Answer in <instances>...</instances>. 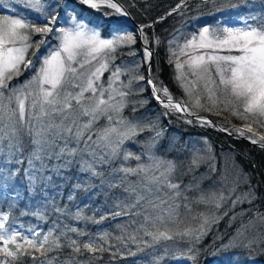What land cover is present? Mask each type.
<instances>
[{"label":"snow or ice","instance_id":"obj_1","mask_svg":"<svg viewBox=\"0 0 264 264\" xmlns=\"http://www.w3.org/2000/svg\"><path fill=\"white\" fill-rule=\"evenodd\" d=\"M77 3L90 9H99L107 5L115 14L127 15L126 12L112 0H76ZM264 3V0H261ZM249 0H241V3L231 4V7L248 6ZM186 7V0H180L171 12H178L181 7ZM6 6L0 4V9ZM13 7L25 12L35 10L43 14L45 19L43 26H37L27 21V17H17L16 12L8 15H0V152L6 153L0 161V187L11 188L15 191L17 185L24 186L27 183V191H38V186L52 181L51 176L45 175L46 170H51L59 175L65 167L79 164L80 171L88 173L92 177H101L103 173L97 171V166L110 165L112 161L120 157L121 146L126 140H133L135 136L146 128L154 125L133 124L122 117L121 113L126 104V97L130 93L131 81L128 85L119 88L114 87L120 81L121 75H125L121 68L110 69L109 65L115 59L113 53L121 44L132 42L131 35H114L111 39H102L96 26L86 21L83 16L72 15L70 27H58L60 20L59 11L48 12L41 0H24V3ZM49 8L67 11L71 5L65 0H55L48 5ZM165 17H161L163 20ZM145 27L139 31L143 33ZM119 32V29L115 30ZM39 34L42 38L35 43L31 36ZM53 34L58 43L49 48L47 54L38 57L40 48L48 43L44 37ZM174 37L169 41V60L175 63L176 80L191 97L194 92L201 91L207 101V108L200 103L199 96L196 99V107L202 110L213 111L216 115L227 111L235 118L243 122V127H234L232 131L241 137H247L253 143H258L264 148V134L256 132L253 124L264 128V15L249 16L243 19L240 27L219 24L215 28L204 26L198 34H193L183 44L178 43ZM158 42V40H157ZM147 44V37H144ZM34 48L32 59H26L29 49ZM236 53V54H233ZM146 59H150L152 52L144 49ZM181 57L184 59L181 61ZM175 58V60L173 59ZM40 63L36 75L20 86H11L13 79L18 78L23 72L34 67V60ZM110 72L108 86L100 82L104 72ZM143 79V77H140ZM147 83L152 86L154 99L164 106L163 115L171 112L192 115L197 124L215 127L211 120L200 117L195 112L189 111L185 102L175 101L166 87L157 88L152 80ZM127 89V91L122 90ZM162 92V95H161ZM7 93V95H5ZM107 94V99L105 95ZM119 97V99H117ZM135 107L133 111H135ZM104 118L106 126L93 132L96 123ZM85 121V122H82ZM186 123H193L187 120ZM227 131V129H221ZM25 132L30 138L34 150L28 158L29 167L21 169L15 165L23 161L11 157L22 154L20 133ZM95 135V139H93ZM160 136L157 132L152 137V145ZM258 137V139H256ZM75 145V146H73ZM54 157L63 163L52 166L51 169L44 163L46 158ZM139 161L140 156H134L125 152L122 159ZM200 157L194 155L188 171L199 167ZM152 162L148 165L137 164L135 168H114L113 173L120 175L119 184H110V187H121L125 184V200L113 205L108 214H100L99 220L83 215L82 209L72 213L67 207L61 208L51 202L49 206L52 212L72 220H88L92 223H101L104 220L116 217L128 216L129 222L117 225L122 235L116 237L123 248H127L130 241L144 247H137L138 252L147 248L162 245L167 252V241L198 242L207 229L217 222V217L204 213H198L191 217L199 220L195 226H185V221L180 218V204L175 203L177 198L187 201L180 191V185L172 183L170 175L175 170L171 161H161L155 156L149 155ZM34 161H39V168ZM13 165V168L9 167ZM166 165V166H165ZM162 166L163 170H161ZM211 171H215L212 166ZM155 172L160 174L157 176ZM152 173V175H148ZM130 176L142 177L135 183L130 182ZM13 181L15 183H13ZM82 188L81 184L74 185ZM164 189L168 191L165 192ZM86 190V189H85ZM185 191H199V185L193 181L184 188ZM235 188L231 190L234 192ZM229 196L222 192L217 195L214 192L201 193L191 203L205 204L210 209L219 210L222 204L229 201ZM171 193V195H169ZM250 194L245 193L231 200L235 207L244 200L249 199ZM19 199V193H17ZM72 197H69L71 200ZM169 200L172 203H169ZM183 207L191 212L189 203ZM120 210L117 211L116 209ZM224 212L223 215H227ZM40 219H46L43 213H34ZM140 218V219H137ZM233 219H236L234 216ZM9 220L7 213L0 214V264H21L22 258L31 257L32 264H53L46 254L59 251L62 248L71 249L69 259L57 264H83L76 260V255L84 252L102 253L109 248L108 233L98 237H92L82 229L61 224L56 219L52 221V227L47 232L30 229V235H22L20 231L11 226L6 227ZM264 224V214L257 213L254 220L248 224H242L237 230L238 235L244 236L245 232L254 230L257 223ZM171 225V227H170ZM132 228L129 233L128 229ZM70 234H75L73 239ZM88 236L89 242L80 244L78 238ZM149 239H144V237ZM102 241L100 245L96 240ZM63 240V243L61 241ZM115 246V245H113ZM226 245L225 247H229ZM249 249L259 247L264 252V237L257 233V237L243 245ZM194 249L189 248V252ZM121 252V248H117ZM39 253V255H35ZM128 251V255H135ZM115 255V253L113 254ZM43 257V259H41ZM93 259L95 256L92 257ZM191 259L196 260L192 255Z\"/></svg>","mask_w":264,"mask_h":264},{"label":"trees","instance_id":"obj_2","mask_svg":"<svg viewBox=\"0 0 264 264\" xmlns=\"http://www.w3.org/2000/svg\"><path fill=\"white\" fill-rule=\"evenodd\" d=\"M118 1L123 11L127 13V18L141 26L151 25V27H145L142 33L143 41L144 37H147L148 43L146 45L150 46L154 51L151 77L158 85V88H163L164 84L167 85L174 91V98L179 99L180 94L175 91L176 87L173 85L175 84L174 70L167 60L169 41L175 33L184 28L182 26L191 21L196 15L214 11V5L218 8L217 3L220 0H186V7L182 6L178 12H174L171 15L166 14L180 3V0ZM65 2L71 5L68 9L70 13L87 11L89 13L87 15L92 16L98 26L102 27L105 35L110 33L111 24L116 23L114 20H118L107 18L93 9L80 5L76 0H65ZM262 8L261 16L264 15V3ZM59 10L60 12L63 11L62 9ZM161 17L165 18L161 20ZM156 19L157 21L154 22ZM119 24L124 23L121 22ZM193 29L195 28L188 30L189 36L195 33ZM126 33L133 35L131 32ZM125 48L127 49V47ZM133 48L139 50L140 53L144 50L137 34H135ZM128 49H132V47ZM33 51L34 48L29 49L26 59H31ZM146 66L147 64H145ZM148 91L153 95V98L147 105L164 110V106L154 99L152 90ZM137 111L141 112L140 109ZM130 112L131 110L127 113ZM210 117L218 123L227 125L221 117L219 118L216 115H211ZM135 118L140 119V115L137 113ZM183 118L190 119L193 123H186ZM169 121H171V127L167 128L166 135L170 136L173 133H179V139L181 140L176 142L177 146L169 151L167 156L163 150L157 153L167 157L168 161H173L176 164L174 174L182 176L184 182L192 183L195 181L199 185V191H193L194 197L197 199L201 193H215V188L225 190V196H229L231 190L235 188V191L231 192L229 201L222 204L219 210L210 209L209 206L202 203H193V209L187 213L185 209L180 208V218L185 221L186 217H188V220L185 221L186 226L190 223H199V220L191 219V217L197 216L198 213H204L209 216L214 214L217 217V222L207 229L206 234L197 243L199 255L195 260V264H264V252H261L259 247L254 246L253 249H249L243 246L249 240L257 237V233L264 237V224L258 222L256 228L245 232L244 236L238 235L237 232L242 224H248L249 220H254L257 213L264 214V148L258 147L248 140L233 138L216 126L197 124L195 119L188 115L171 112L168 118H165L164 124ZM202 138L208 139L212 147L210 151L207 148L203 149V146L202 148L200 147L199 141ZM124 151L132 154L133 144H127L124 147ZM210 153H212V156ZM30 154L31 152H28V154L25 153L15 158L13 161L16 159L23 161L22 164L15 165V167L28 168ZM194 155L201 158L199 167H195L193 171L189 172L188 168ZM39 163L34 161L37 168H39ZM50 163L54 164L53 161H50ZM129 163L134 165L135 160L131 159ZM52 166L50 165L48 168L51 169ZM212 166L215 167V171L210 170ZM9 167L13 168V165L9 164ZM0 170H2V165H0ZM45 175L51 176L52 181L38 186V191H27L26 181L23 182L24 186L17 185L15 191L11 190L10 187L5 190L0 189V214L7 213L9 216V220L5 222L6 227L11 226V228L20 231L22 235H30L29 230L33 228L47 232L52 227V221L58 219L62 225L68 224L71 227L82 229L92 237L108 233V244L104 246L109 248V250L95 254L90 252H84L83 255L77 254L76 260L83 262V264H176L172 261L173 257H167L163 261L160 260L158 249L155 246L147 248L143 252H138L137 247L143 248L144 245L142 243L137 245L128 241L127 248H123L120 242L115 239L122 235L117 225L128 223V216L104 220L97 224L88 220H72L64 216L57 217L49 206L51 202H54L55 205L61 208L67 207L72 213H75L79 208L83 210L84 216H95V219L99 220L100 214H108L112 210L113 205L118 201L124 200L122 189L116 188L112 190L109 187L104 189V187L99 185L97 179L89 174L80 172L75 167L69 170H61L59 175L51 170H46ZM76 184H81L83 187L75 188L74 185ZM17 193H19V199L16 198ZM245 193L250 194L249 199L233 207L231 200L236 199L238 196H243ZM70 196L72 197L71 200H69ZM116 210L119 211L120 209L117 208ZM224 212L228 214L223 215ZM34 213H43L46 219H40ZM234 216L236 219H233ZM131 231L132 228L130 227L128 232L130 233ZM70 235L73 239H77L75 234ZM144 239L147 240L149 238L145 236ZM78 242L81 245L88 243L89 237H79ZM61 243H63V240ZM101 243L102 241L99 239L96 240L97 245ZM230 244L231 246L225 247ZM118 247L121 248L123 254L117 252ZM128 251L136 254L128 255ZM70 253L71 249L62 248L59 251L49 252L46 256L48 260L53 261V264H57L58 261L63 262L69 259ZM114 253L115 255H113ZM35 255H39V253H35ZM93 256H95L94 259L92 258ZM236 256L238 260L233 262ZM21 264H32L31 257H23Z\"/></svg>","mask_w":264,"mask_h":264},{"label":"rangeland","instance_id":"obj_3","mask_svg":"<svg viewBox=\"0 0 264 264\" xmlns=\"http://www.w3.org/2000/svg\"><path fill=\"white\" fill-rule=\"evenodd\" d=\"M41 2L45 6V10L48 12H53V11H59L60 14V20L58 22V27H70L72 25V15L76 16H83L86 21H90L91 24L89 25L90 27L92 25L96 26V30L99 32L100 37L102 39H111L114 35H131L126 32H131L130 29L127 28L128 31L122 30V28H119V32H116L115 28L110 29V33L108 35H105L103 33L102 27L98 26L96 23V20L90 16L87 15L89 14L87 11H83L82 13H70L69 8L67 11H61L59 9L55 8H49L48 5H52L55 3V0H41ZM24 0H0V4L6 6L5 9H0V15H8L10 12H16L17 17L14 18H19V17H27V21H30L32 24H35L37 26H43V21L45 19L43 14L37 13L35 10L30 11V12H25L20 8H15L13 7L16 4H23ZM241 3V0H227V1H222L220 0L217 3V7L215 5L213 6L214 11L205 13V14H199L196 15L194 18H192L191 21H188L184 26V28L180 29L175 35L171 38V40L174 39V37H182L178 39V43L183 44L186 39L191 38L192 35H188V30L190 28H195L193 34H198V32L204 27V26H209L210 28H215L217 25L223 23L227 24L228 26H236L240 27L243 24V19L247 18L249 16H261V11L263 10L262 6L263 3L261 0H249L248 6H240V7H231V4H238ZM87 7V6H86ZM96 12H99L103 14L107 18L111 19H118L114 20L116 23H125L128 25V27L134 26L132 21L126 17V15H121V14H115L114 10L108 7L107 5H102L99 9H93ZM126 25L124 27H126ZM199 28V30H197ZM125 29V28H124ZM133 35L132 42L129 43H124L121 44L118 48H116L115 52L113 53V56L115 59L112 61V63L109 65L110 69H114L115 67L121 68L122 72H125V75H121L120 81L114 85V87L119 88L121 84L123 85H128L129 81H131V86H130V93L127 95L126 99V104L127 106L124 107L121 115L123 118H125L127 121H130L133 124L139 123L141 125L149 124V125H154L153 127L146 128L144 131L139 132L133 140H126L124 144L121 146V154L120 157H118L116 160L112 161L110 165H100L97 166V171H100L103 173V176L101 177H94L97 179V182H99V185L101 187L105 188H110V189H116L120 188L122 189L121 192L122 194L124 193V187L127 186L126 184L121 187H110V184H119L120 183V175L122 174H115L113 173L114 168H119L121 166L123 167H131L135 168L137 164H145L148 165L152 163L149 160V155L155 156L161 161H168L167 157L161 156L157 152L160 150H163V152H166L165 155L167 156L168 152L171 151L174 147L177 146L176 142H179L181 139H179V133H173L170 136L166 135V132L168 131L167 128L171 127V121L165 122V118H168L169 115L165 116L163 113L165 111H168L167 109H159L157 107L149 106L147 105L153 98V95L150 93L151 86L147 83V70L145 67V64H148L150 59H146L144 55V50L142 53L139 52L136 48H133V45L135 43V34L131 32ZM42 37L39 34H33L31 36V40L33 43L36 41L40 40ZM48 41V43L44 46H42L37 53L38 57H43L44 55L47 54V51L49 48H52L55 46L58 41L56 40L55 36L53 34H49L47 37H44ZM170 40V41H171ZM127 47V49L125 48ZM129 47H132V49H128ZM170 47V46H169ZM35 51V49H34ZM33 51V52H34ZM236 54V53H233ZM169 55L170 52L168 53L167 60H169ZM27 58V57H26ZM32 59V57H31ZM175 60V58H173ZM181 61L184 59V57L180 58ZM170 64V63H169ZM171 67H173L174 70V80H175V91L180 94V98L176 99L181 102H185L189 106V111L190 112H195L197 113L200 117H204L209 119L211 115H216L215 110L213 111H207V110H202L199 107H196V99L199 96L200 98V103L205 105V108H207V101L202 94L201 91L194 92L191 97H189L185 89L181 87V84L177 82L176 80V69H175V63L173 62L170 64ZM40 63L39 60L36 59L34 60V67L29 70L23 72L18 78H15L11 81L10 87L11 86H20L23 85L26 81L30 80L33 76L36 75V71L39 69ZM110 72L106 71L103 73V76L101 77L100 82L104 84L105 87L108 86V80H109ZM140 77H143V79H140ZM163 87H166L171 94V96L174 98V91L170 89L167 85H163ZM127 91V89H122ZM7 95V93H5ZM105 99H107V94L105 95ZM119 99V97H117ZM135 107V111H133V108ZM140 109L141 112L139 113L137 110ZM131 110L130 113H127ZM140 115V119H136L135 116L136 114ZM176 113V112H172ZM182 115H186L183 113H179ZM189 116V115H188ZM217 117H221L223 121L227 123V125H224L226 128L233 129L234 127L240 128L243 127V122L239 120L238 118H235L229 114V112L224 111L221 112L220 115H216ZM192 117V116H190ZM195 119L194 117H192ZM184 122L190 119L183 118ZM139 121V122H137ZM85 122V121H82ZM107 121L104 118H101L96 125L93 128V132H96L98 129L106 126ZM253 128L256 132L260 134H264V128L257 127L256 124H253ZM159 132L160 136L157 138V140L154 143V146H151L150 151H149V146L152 145V137L155 135V133ZM234 132V131H233ZM236 135L239 136L238 133L234 132ZM95 135H93V139H95ZM247 138V137H246ZM248 139V138H247ZM258 139V137H256ZM246 140V139H245ZM250 140V139H248ZM252 141V140H250ZM249 141V142H250ZM20 143L22 145V154H25L28 152H32L34 150V146L31 144L30 138L25 132L20 133ZM252 143V142H251ZM127 144H133V157L134 156H140V160L137 161L135 160L134 165H131L129 162L131 159L124 161L122 159L123 154L125 153L124 147L127 146ZM253 144V143H252ZM199 145L203 149L207 148L209 151L212 149L209 141L207 138H202L201 141H199ZM75 146V145H73ZM30 148V149H29ZM22 154H17L16 156L11 157L12 160L15 158L20 157ZM212 156V153H210ZM6 153L0 152V161H2L5 158ZM50 161H53L54 164H51ZM39 162V161H38ZM173 162V161H171ZM44 163L47 164L48 166L50 165H57L60 163H63V161H57L54 157L52 158H46L44 160ZM173 164L176 166V164L173 162ZM166 166V165H165ZM162 166L161 170H163ZM75 167L80 171L79 164H74L71 167H65L62 170H69L71 168ZM82 172V171H80ZM175 172V171H174ZM174 172L170 175V180L172 183L179 184L180 191L183 193V196L187 197L188 200L184 201L180 198H177L175 203L180 204L183 209L184 203H189V206L191 210L193 209V203L191 201L195 200L196 197H194L193 191H185L184 188L186 185L190 184L189 182H184L183 177L180 175H175ZM85 174L88 175V173L84 172ZM159 172H155V175H159ZM149 176L152 175V173L148 174ZM142 179V177L138 176H130L128 180L130 182L135 183L137 180ZM14 182V181H13ZM220 184V183H219ZM0 189H8V188H3L0 187ZM165 192H167V189H164ZM223 193L226 195L225 190H221L220 188H215V193L219 195L220 193ZM171 195V193H169ZM124 200L126 198V194H123ZM169 203H172L171 200H169ZM180 207V208H181ZM180 210V209H179ZM186 213L188 212L185 209ZM186 220H188V217H186ZM185 220V221H186ZM192 226H195V223H190ZM186 226V225H185ZM200 241V240H199ZM167 244V252H165L164 247L162 245H156L155 248L158 249L157 251L159 252V259L164 260L167 257L172 258V261L175 262L176 264H195V261L191 259L192 255H195L196 258L199 255L198 242H192V243H187V242H181V241H167L164 242ZM189 248L194 249L193 252H189ZM171 253H170V251ZM229 259V258H228ZM226 259V260H228ZM238 260L237 256L234 257L233 262H236Z\"/></svg>","mask_w":264,"mask_h":264},{"label":"water","instance_id":"obj_4","mask_svg":"<svg viewBox=\"0 0 264 264\" xmlns=\"http://www.w3.org/2000/svg\"><path fill=\"white\" fill-rule=\"evenodd\" d=\"M115 1L117 2V0H115ZM135 25H136L138 28H140V25H139V24L135 23ZM114 27H120V26L115 25ZM125 28H128V29H130V30H134V28H132V27H128V26L125 27ZM139 35L141 36L140 31H139ZM141 43H142V45L144 46V48L147 47L148 50L152 52L151 61L149 62L148 66H147V77L149 78V76H150V66H151L152 57H153V50H152L149 46H147L142 40H141ZM155 85H156V84H155ZM156 87H157V86H156ZM175 101H176V100H174V102H175ZM191 116H192V115H191ZM192 117H194V116H192ZM209 120H211L214 124H216V126H217L219 129H227V131H224V130H222V131H224L225 133L231 135L232 137L248 140L246 137L237 136L234 132H232L231 129H228V128H226V127H224V126H222V125L216 123L212 118H210ZM249 141H250V140H249ZM250 142H252V141H250ZM252 143H253V142H252ZM253 144H255V145H257V146H260L258 143H253Z\"/></svg>","mask_w":264,"mask_h":264}]
</instances>
